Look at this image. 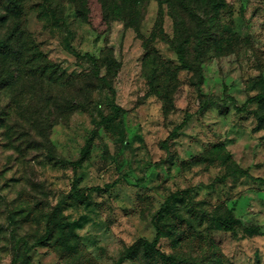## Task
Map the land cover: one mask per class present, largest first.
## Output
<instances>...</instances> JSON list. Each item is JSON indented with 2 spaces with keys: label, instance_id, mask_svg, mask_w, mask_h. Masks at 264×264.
I'll return each instance as SVG.
<instances>
[{
  "label": "rangeland",
  "instance_id": "1",
  "mask_svg": "<svg viewBox=\"0 0 264 264\" xmlns=\"http://www.w3.org/2000/svg\"><path fill=\"white\" fill-rule=\"evenodd\" d=\"M14 21L0 264H264V0H25Z\"/></svg>",
  "mask_w": 264,
  "mask_h": 264
},
{
  "label": "trees",
  "instance_id": "2",
  "mask_svg": "<svg viewBox=\"0 0 264 264\" xmlns=\"http://www.w3.org/2000/svg\"><path fill=\"white\" fill-rule=\"evenodd\" d=\"M24 1L25 0H0V27H1V25L4 26L8 21H13L12 24L10 22H8L9 24H11L9 26V28L12 29L8 32L9 33L8 38L7 39L0 38V65H1V62L7 60V59H5V58H7V56H9V57L14 56L13 53L15 51V48H12L11 46L14 43L16 44L18 42V40L21 39L22 31L18 32V30H19L18 24L16 21H14V18L16 19V17L19 16V14H22V10L24 7ZM167 2H168V0H158L159 6H162L163 4H166ZM159 11L161 14V11H162L161 8L159 9ZM88 22H89V19H88ZM177 51H178L177 54H178L179 60L181 61L182 64H185L184 55H183L182 50L178 47ZM21 56H22V53H21ZM11 61L15 62L17 60H15V57H14L13 59H11ZM96 75L98 76V74H96ZM262 98L264 99V95H262ZM118 115H119V111H117V109H116V115L107 117V118H105V120L108 122H112L115 120V118ZM98 189H99L98 187H91V188L85 189V191H96ZM68 196H70L76 200H83L84 191L78 192V191L72 190ZM214 222L215 223H224L226 225H229V227H232L235 224H239V221L234 220L233 218H228V219L225 218V219H221V220L215 219ZM255 231H257V230L253 229V228H247L246 229V232H248V233H252ZM157 240H158V236L156 234V236L154 237L152 242L146 241V242L142 243L146 252H150L151 250L155 249ZM138 246H139L138 244H133L132 246H130L127 249V251L125 252V255L118 260V263L123 258H130L131 253L133 251H135Z\"/></svg>",
  "mask_w": 264,
  "mask_h": 264
}]
</instances>
